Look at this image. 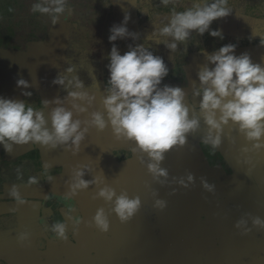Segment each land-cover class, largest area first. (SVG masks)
<instances>
[{
  "label": "crops",
  "instance_id": "crops-1",
  "mask_svg": "<svg viewBox=\"0 0 264 264\" xmlns=\"http://www.w3.org/2000/svg\"><path fill=\"white\" fill-rule=\"evenodd\" d=\"M127 14L128 30L138 33L135 13L133 15L129 8ZM251 16L252 19L241 18L237 14L224 17L231 23L232 29L243 26L245 33H232L231 36H244L250 39L249 45L262 38L260 30L264 28L260 18ZM41 47L40 75L34 80L30 72L22 68L27 65L24 54H11V80L1 77L6 82L0 81L1 92H5L2 96L29 103L28 98L22 95V89L14 87L20 77L28 80L29 84L34 82L28 89L36 94L31 96L32 103H29L34 107L36 99L43 101L48 95L51 100L67 94L66 91L52 94V80L57 75L53 63L55 48L47 42ZM245 48H236L235 54L246 52ZM255 54H250L253 62H256ZM104 87L85 89L95 94V101L78 118L85 120L92 111H104ZM54 88L57 89L55 85ZM41 106L39 108H43ZM44 112L47 117L48 110ZM195 135L198 137L197 132L192 133V137L195 138ZM107 139L103 136L84 139L76 154L64 146L50 148L30 142L15 145L9 154L0 145L1 158L16 162L20 156L34 151L32 154L40 163L38 169L33 163V156L14 163L9 170L13 176L7 177L0 190V264H264V229L253 226L250 218H264V148L257 149L251 144L237 149L230 137L222 135V143L217 149L232 172L227 174L229 184H221V187L232 188L233 193L225 197L217 209L212 205L211 195L198 198L197 183L195 190L192 183L184 187L173 182L175 147L165 154L161 162V167L166 168L169 175L165 183H159L148 172L146 154L137 153L132 147V140L125 139L123 145H110ZM196 142L205 164L212 169L221 168L211 166L205 157L201 148L203 139H196ZM141 158L144 163H141ZM85 165L89 172L85 173L84 179L100 177L103 183H93L73 195L68 186L71 174L75 168ZM25 168L28 175L19 176ZM244 174L250 175V181ZM30 177H36L38 182L29 183ZM160 179L165 180L164 177ZM105 184L113 187L117 194L126 191L129 197L140 198L141 206L131 219L122 223L110 211L112 204L96 196ZM13 185L17 186L23 203L9 195ZM158 199L165 202L164 208L156 206ZM200 200L204 202L201 204ZM100 207L108 214L110 227L107 232L90 223ZM75 217H79L81 223L73 232ZM241 218L246 219L247 226L251 228L246 234L235 227ZM57 222L66 224L67 240L56 239L55 233L49 230ZM23 232L29 233V236L21 242L18 236Z\"/></svg>",
  "mask_w": 264,
  "mask_h": 264
},
{
  "label": "clouds",
  "instance_id": "clouds-1",
  "mask_svg": "<svg viewBox=\"0 0 264 264\" xmlns=\"http://www.w3.org/2000/svg\"><path fill=\"white\" fill-rule=\"evenodd\" d=\"M160 3L173 7L169 16L161 21V26L155 27L145 40L163 43L171 53H175L179 45L186 44L193 31L201 36L207 32L212 37L224 39L222 30L210 29V25L214 20L231 14L228 0H192L191 6L182 11L176 10L180 0H160ZM66 4L67 0H36L31 11L47 14L56 23L60 14L65 12ZM128 19L126 13L123 22L109 29L108 40L112 47L106 65L108 78L102 97L104 111H92L85 120L78 118L92 106L95 94L85 90L77 67L69 63L52 80V84L60 86L67 94L51 100L43 99V108H36L22 99L0 95V145L5 152L11 154L15 145L30 142L50 148L64 146L76 154L90 127L103 131L110 125L118 139L135 141L136 148L148 158V172L154 180L165 183L169 175L167 169L161 167L165 154L173 147L185 145L188 134L196 133L202 127L201 121L206 127L203 142L213 148L221 145L224 128L230 123L254 148H264V63L253 62L247 52L236 55L237 45L234 43L223 44L210 53L203 49L205 62L196 73L198 85L196 81L192 82V96L200 98L199 104L190 107L185 102L187 93L183 87L161 86L169 74L162 56L154 54L145 43L130 44L128 51L120 53L115 41L127 37L133 41L139 39L138 33L128 30ZM260 44L264 45V38ZM90 66L91 75L95 77L94 68ZM94 82L97 83L96 79ZM16 85L22 89L23 96H32L31 91H25L31 87L28 80L20 77ZM45 109L48 110L47 117ZM141 163H144L143 158ZM86 172H89L87 165L74 169L68 185L71 194L75 195L93 183H103L100 177L84 179ZM194 179V174L189 172L186 177H173V182L188 187ZM28 182L38 181L36 177H30ZM202 184L209 191L214 188L203 178ZM9 195L23 203L16 185L9 189ZM96 196L112 204L110 211L122 223L131 219L141 206L138 196L129 197L126 191L117 194L107 184L99 188ZM156 206L162 209L165 202L158 199ZM250 218L253 226L264 229V218ZM80 223L79 217L73 218V232L77 231ZM90 223L102 232L109 230L108 214L103 207L96 210ZM247 225L248 221L241 218L235 227L246 234L251 231ZM49 230L55 233L56 239H68L65 223L57 222ZM28 236L27 232L20 233L18 240L23 242Z\"/></svg>",
  "mask_w": 264,
  "mask_h": 264
},
{
  "label": "rangeland",
  "instance_id": "rangeland-1",
  "mask_svg": "<svg viewBox=\"0 0 264 264\" xmlns=\"http://www.w3.org/2000/svg\"><path fill=\"white\" fill-rule=\"evenodd\" d=\"M35 2L36 0H0V81H3V83L5 81L1 80V77L11 80L9 76L12 74L13 62L11 61L13 54H24V62L27 58L25 68L22 65L18 68L22 67L27 73L30 72L32 80L40 75L39 70L43 59L41 46L47 42L55 48L53 63L57 73L58 71L63 72L70 63L77 67V74L86 89L104 86L108 78L106 67L109 63L108 53L112 47V43L108 40L109 29L114 24L123 22L129 8L134 15L136 3L146 22L138 30L139 39L133 41L131 37H127L118 39L114 43L121 54L128 51V45L130 44L135 46V44L145 43V46L149 47L154 54L162 56L169 69V74L162 83L183 87L187 93L185 102L189 103L190 107L199 104L200 98L192 96V82L196 81L198 85L196 73L198 68L205 62L203 49L212 52L223 44L234 43L237 45L236 48L246 47L247 53L255 54V52H259L253 57L256 58V62L264 63L262 61L264 60V45L260 44L261 39L249 45L250 39H246L244 36L241 38L231 36L232 33L239 32L241 35L245 33L243 26L232 29L230 27L231 23L224 17L214 20L210 25V29L222 30L223 40L212 37L207 32L201 36L193 31L186 44L179 45L177 51L171 53L163 43L157 44L145 40L146 35L152 32L155 27L161 26V21L169 16L173 7L171 4L164 6L160 3V0H67L65 12L60 14L56 23H53L51 16L31 11V7ZM191 3L192 0H180L176 10L182 11L185 7L191 6ZM227 7L232 11L227 17L237 14L241 18L252 19L251 14H253L258 19L260 18L261 24L264 23V0H228ZM260 33V36L264 38V28L260 30ZM175 56H177L176 59ZM17 61L19 62V60ZM90 64L94 68L93 75L95 77L91 75ZM23 69H21V72ZM178 73L180 76H175ZM176 77L179 80H176ZM95 79L97 83L94 82ZM33 83H30V85ZM16 86L14 85V87ZM55 87L57 89L54 88V84L51 87L52 94L65 92L60 86L55 85ZM28 89H25V91H34ZM1 94L4 95L5 92H1L0 88ZM42 95L46 98L45 92ZM47 97L50 100L48 95ZM36 100L42 104L41 100ZM35 105L36 108H39V104ZM41 107H43V104ZM105 118L107 119V117ZM201 125L202 127L197 131V134L200 139H203L206 134V127L203 125V121H201ZM225 135L232 139V144L237 149H243L252 144L237 131L235 125L225 126ZM101 136L104 139L108 138L109 143L108 141L106 143L110 145H123L125 143V139H118L113 134L110 125L103 131L90 127L84 139H96ZM187 137L190 140L187 138L185 145L175 147V177H186L189 172L193 173L195 179L192 184L195 187L197 183L198 189L196 187L194 189H197L198 198L211 195L213 197L212 205L219 209L222 200L233 193L232 188L221 187V184H229V177L227 176L229 173L220 167L209 168L201 157L199 144L197 145L196 142V139L199 138L196 135V139L192 137V133H189ZM131 143L133 149L139 153L135 141L132 140ZM194 147L197 150L196 152ZM244 176L250 181V175L244 174ZM202 178L206 179L209 184L214 185L212 191L203 187ZM200 202L202 204L204 200H200ZM201 211L204 214L203 208Z\"/></svg>",
  "mask_w": 264,
  "mask_h": 264
},
{
  "label": "flooded vegetation",
  "instance_id": "flooded-vegetation-1",
  "mask_svg": "<svg viewBox=\"0 0 264 264\" xmlns=\"http://www.w3.org/2000/svg\"><path fill=\"white\" fill-rule=\"evenodd\" d=\"M134 13H135V16H136V24H137V27H138V30L140 29V26H142L144 23L146 24L145 20L143 19L144 17H142L141 13H140V10H139V7L136 3V7L134 9ZM144 24V25H145ZM167 57V56H166ZM177 56H175V59H176ZM177 77H179V73L178 75H175ZM176 77V80L178 79ZM179 80V79H178ZM28 98V101L29 103L31 102L32 103V98L31 97H27ZM35 101V100H34ZM33 101V102H34ZM37 104L39 105H42L41 102H37ZM203 144H205L204 142H202ZM209 146H211L210 144H208ZM216 151L220 154V156H217L215 154H212V161H210L209 159H207L210 163L211 166H221L222 169H224L227 173H231L232 172V169L231 167L229 166L228 162L226 161L225 157L222 155V153L217 149L215 148ZM215 151V152H216ZM211 152V150H210ZM206 156V155H205ZM3 160H5V162H12V160H7L5 157L1 158L0 156V162H2ZM4 163V162H3ZM2 167V165H0V168ZM4 170H6V177H10V176H13L11 173L8 172L7 170V167L5 165H3V167L0 169V176L2 178V184L0 185V190L3 189V185L5 183V181L3 180V174L4 173ZM5 176V175H4Z\"/></svg>",
  "mask_w": 264,
  "mask_h": 264
},
{
  "label": "trees",
  "instance_id": "trees-1",
  "mask_svg": "<svg viewBox=\"0 0 264 264\" xmlns=\"http://www.w3.org/2000/svg\"><path fill=\"white\" fill-rule=\"evenodd\" d=\"M201 148H202V150H203V152H204V154L206 155L205 157L207 158V159H209L210 161H212V154H215V155H217V156H220V154L216 151V149L215 148H213L212 146H209L208 144H203V143H201ZM210 150H211V152H210ZM216 151V152H215ZM34 151H30V152H28L27 154H25V155H23V156H20L19 158H18V160L16 161V162H18V161H20V160H26V159H28V158H30V156L32 157L33 156V153ZM33 159H34V161H33V163L35 164H37V168L39 169L40 168V163H39V161H37V160H35V158H34V156L32 157ZM4 162V163H3ZM16 162H5V160H3L2 162H0V165H2V167H3V165H5L6 167H7V170H8V172L10 173V168H11V166L14 164V163H16ZM1 167V168H2ZM0 168V169H1ZM6 170H4V173L5 174H3V180L5 181L6 179H7V177H6ZM5 175V176H4ZM20 175H28L27 174V168H25L23 171H21L20 173H19V176ZM2 178H1V176H0V183L2 184ZM0 184V185H1Z\"/></svg>",
  "mask_w": 264,
  "mask_h": 264
}]
</instances>
